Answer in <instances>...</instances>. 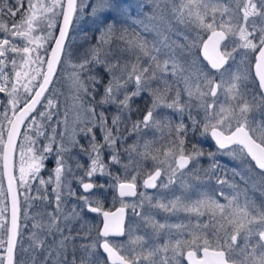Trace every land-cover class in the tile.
Masks as SVG:
<instances>
[{
    "label": "snow or ice",
    "instance_id": "obj_1",
    "mask_svg": "<svg viewBox=\"0 0 264 264\" xmlns=\"http://www.w3.org/2000/svg\"><path fill=\"white\" fill-rule=\"evenodd\" d=\"M0 264H264V0H0Z\"/></svg>",
    "mask_w": 264,
    "mask_h": 264
}]
</instances>
